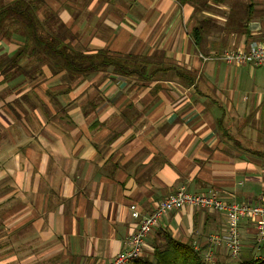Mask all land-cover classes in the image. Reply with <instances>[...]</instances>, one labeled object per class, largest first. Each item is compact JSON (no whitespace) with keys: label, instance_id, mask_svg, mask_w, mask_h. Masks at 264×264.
Returning <instances> with one entry per match:
<instances>
[{"label":"crops","instance_id":"0c3cea01","mask_svg":"<svg viewBox=\"0 0 264 264\" xmlns=\"http://www.w3.org/2000/svg\"><path fill=\"white\" fill-rule=\"evenodd\" d=\"M253 1L210 3L194 17L177 0H44L75 49L178 66L195 87L169 74L145 81L99 72L71 81L44 66L26 89L21 75L7 82L0 75V93L11 89L0 102V264H107L137 227L130 205L147 215L180 188L264 204V158L243 150H264V64L211 58L261 40L263 9L254 6L248 22L232 16ZM14 45L1 40L0 55ZM18 80L25 83L10 88ZM24 96L28 103L16 104ZM225 223L216 212H171L143 255L159 233L202 247ZM248 232L253 223H241L242 244Z\"/></svg>","mask_w":264,"mask_h":264},{"label":"trees","instance_id":"16d2710c","mask_svg":"<svg viewBox=\"0 0 264 264\" xmlns=\"http://www.w3.org/2000/svg\"><path fill=\"white\" fill-rule=\"evenodd\" d=\"M181 5L193 8L194 17L203 11H209L211 4H220L224 0H177ZM44 0H15L0 6V40L19 42L13 54L0 55V75L2 82H7L16 75H21L25 82H35L42 74V67H47L52 74L64 73L69 80L75 81L92 73L106 72L118 76H133L148 80L156 74L170 75L180 83L195 87V79L178 66L154 64L145 56L112 55L107 50L83 52L71 45L68 30L60 23L56 14L42 8ZM244 8V9H243ZM242 9L232 8V16L245 15V22L252 19L254 4ZM201 24V23H200ZM202 25V24H201ZM203 27L192 31L195 45H200ZM225 50L220 49L219 56ZM26 65H21L22 60ZM28 67L27 69L25 67ZM3 100V98H0ZM29 97H19L16 104L28 103ZM10 107V105H9ZM241 147V146H240ZM242 149V147H241ZM254 157L264 158V150H245ZM264 254V247H260ZM202 246L201 250H205ZM244 258V259H243ZM233 264H264V259L243 256ZM129 264H206L201 253L193 249L191 243H182L170 234L159 233L152 242V253L142 256ZM216 264H221L216 262Z\"/></svg>","mask_w":264,"mask_h":264},{"label":"built area","instance_id":"2783aa9c","mask_svg":"<svg viewBox=\"0 0 264 264\" xmlns=\"http://www.w3.org/2000/svg\"><path fill=\"white\" fill-rule=\"evenodd\" d=\"M211 58H218L227 65L260 66L264 64V32L261 40L253 43L246 51L225 50L221 55H212ZM184 207L216 212L225 219L224 229L220 233L208 236L205 250H201V246L193 245V249L201 253L206 264H216L215 253L219 248L225 249L230 261L238 259L242 248L240 226L243 222L253 223L256 244L259 247H264V204L228 203L213 190L204 194H194L185 188H180L175 193L162 198L147 215L140 214L135 205H130L131 216L138 222L137 227L126 239V248L116 254L107 264H129L142 257L148 235L159 226L160 221L167 214ZM256 259L263 260L264 254L258 255Z\"/></svg>","mask_w":264,"mask_h":264},{"label":"rangeland","instance_id":"374dc122","mask_svg":"<svg viewBox=\"0 0 264 264\" xmlns=\"http://www.w3.org/2000/svg\"><path fill=\"white\" fill-rule=\"evenodd\" d=\"M248 1V0H247ZM253 1V0H252ZM253 4H254V6H257L259 9H263V11H264V0H254L253 1ZM240 9H242L241 7H238V10H240ZM68 35L70 36V34L68 33ZM1 41V40H0ZM9 42H14V44L17 46H15L14 45V47H13V51L11 50V52L10 53H8V54H13V52H15V50L19 47V44H17L16 42H18V41H16L15 42V40H13V41H9ZM19 43V42H18ZM12 48V47H11ZM15 49V50H14ZM5 54H7V53H5ZM204 57V56H203ZM207 58V57H206ZM23 61V60H22ZM21 61V62H22ZM27 64V62H25V63H22L21 65H26ZM26 69L28 68L27 66L25 67ZM21 82H23V81H21V80H18V81H16V82H10L11 83V85H10V88H20V85H21ZM23 83H25V82H23ZM27 83V82H26ZM37 83V81H35V82H30V83H27L28 84V87H25L26 89H28V88H30L31 86H33L34 84H36ZM7 90H10L11 91V89H6L5 90V94H3V93H0V98H3V100L6 98V96H7ZM2 100H0V102H1ZM5 104H6V102H4ZM16 110V109H15ZM254 233L252 234V233H250V232H248V237H246V240L244 241V244H242V248H241V252H240V255H239V257H238V259H242L243 258V256H245V257H247L248 259L249 258H256L258 255H260V250H262L259 246H257V244H256V241H255V239H254ZM247 236V235H246ZM147 239V238H146ZM196 245V244H195ZM197 246H199V245H197ZM215 255H216V262H219V263H221V264H233L235 261H230L229 260V258H228V255L226 254V251H225V249L224 248H219L217 251H216V253H215ZM143 256H145V255H143ZM237 259V260H238ZM244 259V258H243ZM236 260V261H237Z\"/></svg>","mask_w":264,"mask_h":264}]
</instances>
